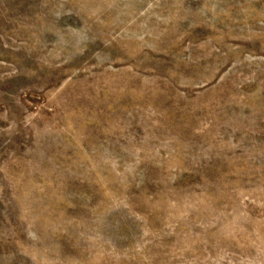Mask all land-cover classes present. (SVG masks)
I'll list each match as a JSON object with an SVG mask.
<instances>
[{"label":"rangeland","instance_id":"rangeland-1","mask_svg":"<svg viewBox=\"0 0 264 264\" xmlns=\"http://www.w3.org/2000/svg\"><path fill=\"white\" fill-rule=\"evenodd\" d=\"M0 264H264V0H0Z\"/></svg>","mask_w":264,"mask_h":264}]
</instances>
